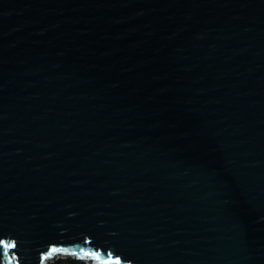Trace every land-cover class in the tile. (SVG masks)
<instances>
[{"label":"water","instance_id":"obj_1","mask_svg":"<svg viewBox=\"0 0 264 264\" xmlns=\"http://www.w3.org/2000/svg\"><path fill=\"white\" fill-rule=\"evenodd\" d=\"M0 241L264 264V0H0Z\"/></svg>","mask_w":264,"mask_h":264},{"label":"snow or ice","instance_id":"obj_2","mask_svg":"<svg viewBox=\"0 0 264 264\" xmlns=\"http://www.w3.org/2000/svg\"><path fill=\"white\" fill-rule=\"evenodd\" d=\"M0 244H5V242L4 241H0ZM7 247H12V245H7ZM105 264H120V260H119V258H116L115 260H112L111 257H110V259L107 262H105Z\"/></svg>","mask_w":264,"mask_h":264},{"label":"trees","instance_id":"obj_3","mask_svg":"<svg viewBox=\"0 0 264 264\" xmlns=\"http://www.w3.org/2000/svg\"><path fill=\"white\" fill-rule=\"evenodd\" d=\"M56 264H73V263L70 261L59 260Z\"/></svg>","mask_w":264,"mask_h":264}]
</instances>
